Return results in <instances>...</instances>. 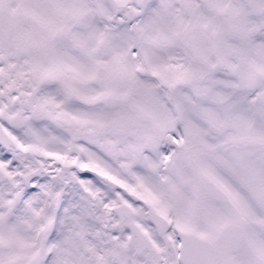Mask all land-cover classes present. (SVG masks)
I'll use <instances>...</instances> for the list:
<instances>
[{
    "label": "snow or ice",
    "instance_id": "snow-or-ice-1",
    "mask_svg": "<svg viewBox=\"0 0 264 264\" xmlns=\"http://www.w3.org/2000/svg\"><path fill=\"white\" fill-rule=\"evenodd\" d=\"M0 264H264V0H0Z\"/></svg>",
    "mask_w": 264,
    "mask_h": 264
}]
</instances>
